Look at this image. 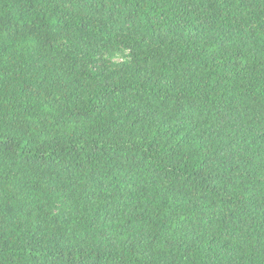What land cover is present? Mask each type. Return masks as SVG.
Returning a JSON list of instances; mask_svg holds the SVG:
<instances>
[{"label": "trees", "instance_id": "16d2710c", "mask_svg": "<svg viewBox=\"0 0 264 264\" xmlns=\"http://www.w3.org/2000/svg\"><path fill=\"white\" fill-rule=\"evenodd\" d=\"M0 264H264V0H0Z\"/></svg>", "mask_w": 264, "mask_h": 264}]
</instances>
